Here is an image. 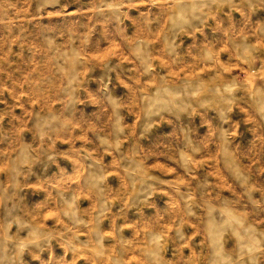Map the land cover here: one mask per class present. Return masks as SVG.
<instances>
[{"label":"rangeland","instance_id":"1","mask_svg":"<svg viewBox=\"0 0 264 264\" xmlns=\"http://www.w3.org/2000/svg\"><path fill=\"white\" fill-rule=\"evenodd\" d=\"M0 264H264V0H0Z\"/></svg>","mask_w":264,"mask_h":264}]
</instances>
